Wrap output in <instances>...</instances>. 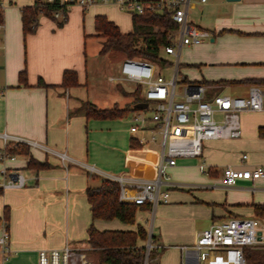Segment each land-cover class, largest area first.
Returning <instances> with one entry per match:
<instances>
[{"label":"crops","instance_id":"1","mask_svg":"<svg viewBox=\"0 0 264 264\" xmlns=\"http://www.w3.org/2000/svg\"><path fill=\"white\" fill-rule=\"evenodd\" d=\"M7 2L9 10L14 2ZM33 4L32 0L27 6ZM111 8L119 16L107 18L122 33H132L123 17L130 19L132 27L133 18ZM100 11V7L88 11L73 7L63 25L42 14L37 29L28 35L21 11L17 19L5 18L0 33V150L5 148L3 135H9L24 141L28 155L9 163L25 172V189L0 190V236L7 222L12 250L9 258L0 252V264H38L41 250L62 249L67 244L93 256L87 242L91 226L101 232H137L142 226L149 236L144 222L156 214V242L169 244L183 264L180 246L193 245L203 231L231 218H255L253 206L264 204V179L241 180L229 189L217 186L230 166L240 170L264 167V139L259 136L264 112H253L242 115L240 139L208 141L202 159L182 160L170 169L179 186L169 189V203L154 213L150 206L138 208L133 226L120 220H93L86 193L89 186L130 174L152 178L161 155L159 144H148L137 151L128 168L132 139L144 137L133 134L132 122L124 120L132 113L108 120L89 119L84 113L87 102L102 109L121 104L120 94L98 83L91 72L101 51L98 57L91 56L95 54L91 38L98 36L96 17L107 14ZM190 21L212 36L201 45L184 48L181 66L187 68L180 74L185 81L209 86L210 97L222 91L248 97L255 84L243 81L264 80V0L198 2L191 9ZM67 71L77 73L78 86H63ZM258 86L264 91V84ZM109 99L114 102L108 103ZM32 160L41 166H29ZM202 163L207 166L206 174L200 171ZM182 169L188 170L185 177L178 173ZM258 221L264 232V221Z\"/></svg>","mask_w":264,"mask_h":264},{"label":"built area","instance_id":"2","mask_svg":"<svg viewBox=\"0 0 264 264\" xmlns=\"http://www.w3.org/2000/svg\"><path fill=\"white\" fill-rule=\"evenodd\" d=\"M209 0H43L45 9L56 8L53 19L63 23L73 7L84 11L99 6L115 7L121 12L135 16L147 14H170L179 28L170 32L171 44L163 48L162 57L171 60L175 67L172 77L167 79L154 63L138 58L126 59L120 68L119 82L134 86L141 91L139 103H156L152 115L136 113L132 117L131 132L142 133L141 143L147 146L156 144L161 147L157 171L152 178L135 177L131 174L111 178L120 184V200L134 204L138 208L150 206L153 213L163 204L170 202V188L179 186L173 182L170 169L176 168L180 161L202 159L204 146L208 141L240 139L243 134L242 115L244 113L264 112V91L258 85L250 88L248 97H233L219 94L210 97V87L205 84L186 82L183 92L178 93L181 82L180 66L182 52L186 47L201 45L211 39V33L190 21L191 9L196 3ZM7 0H0V33L5 29V14L9 8ZM45 14L44 10L41 11ZM170 67V66H169ZM168 68V67H167ZM138 103V104H139ZM150 129L156 133L149 140L146 136ZM5 148L0 150V190L20 191L27 186L26 175L9 166L18 156L12 155L9 146L24 143L22 139L3 135ZM66 155L62 158L66 160ZM248 156L244 155L243 159ZM200 171L207 173L202 163ZM92 171H95L92 168ZM264 179V167L236 169L228 167L223 171L221 183L217 186L233 188L239 181L256 182ZM0 236V252L5 258L12 255L11 233L8 223L4 222ZM262 232V236H260ZM261 238V240H260ZM264 244V232L256 218H231L203 231L193 245H182L183 264H247L245 252ZM143 264H159L158 253L162 249L156 242L153 230L144 245ZM38 264H93L89 251L77 250L67 244L62 249L41 250Z\"/></svg>","mask_w":264,"mask_h":264},{"label":"trees","instance_id":"3","mask_svg":"<svg viewBox=\"0 0 264 264\" xmlns=\"http://www.w3.org/2000/svg\"><path fill=\"white\" fill-rule=\"evenodd\" d=\"M33 6L23 7L22 21L25 35L35 32L37 29L41 11L53 19L52 12L56 8L45 9L43 0H33ZM54 20V19H53ZM63 25V23H60ZM98 36L104 38V43L100 51V56L104 57L112 52L120 53L126 59L138 58L157 65L158 69L172 66L170 60L162 57L163 48L171 44L168 39L169 33L179 28L170 14H147L135 16L133 18V32L124 34L119 26L110 21L107 16L99 15L95 21ZM245 83L263 85L264 80H247ZM78 76L74 71H67L64 75L63 86H78ZM122 85V84H121ZM119 85V86H121ZM124 97L134 98L131 108H120L115 104L112 108L102 109L97 104L87 102L83 110L89 119H117L133 112L135 107L143 99L140 89L131 93L120 91ZM259 136L264 139V127L259 129ZM139 139L133 138L131 148L127 152V167L133 165L137 151L143 148ZM8 151L12 155H28V149L23 144L9 146ZM31 167L41 166L35 161L29 163ZM87 197L91 206L93 220H120L126 225L133 226L137 221L138 207L134 204L123 203L120 200V184L113 179H102L98 187L89 186ZM254 217L264 221V204L254 205ZM148 239V233L142 226L138 231H98L95 226L89 229L88 244L92 251L99 255L100 264H143L145 248L139 244ZM247 264H264V247L247 249L245 252Z\"/></svg>","mask_w":264,"mask_h":264},{"label":"rangeland","instance_id":"4","mask_svg":"<svg viewBox=\"0 0 264 264\" xmlns=\"http://www.w3.org/2000/svg\"><path fill=\"white\" fill-rule=\"evenodd\" d=\"M14 5L6 11L5 14V18L7 21H9L10 17L11 18H18V15L21 14V8L22 6H27L30 5L32 3V0H13ZM100 7V12H105L107 13L106 16H110L111 18H114L118 13L115 12L114 8L108 7V6H99ZM87 15L91 14V12H87ZM119 16V15H117ZM125 22H127L126 24H128L129 29L133 30L132 27V23L130 21L129 18H125ZM44 20V19H42ZM104 38L101 36H96L94 38H91V48L93 49V51H95V54L91 55L93 57H98L99 55V51L102 49L103 43H104ZM90 43V42H89ZM184 59L186 58V54L184 52L183 54ZM93 60V59H92ZM125 61V56L121 55L120 53L117 52H112L111 54H108L104 57L98 58L97 62L93 65L92 67V74L95 75L94 79H96L98 81V83H102L106 88H108L109 90L112 91V93H119L120 94V98H121V104H118V106L120 108H131L133 103H134V98H130V97H124L122 95V93L120 92L121 90H124L125 92L131 93L133 91H136L137 88L134 86H130V85H126V84H122L119 82H112L110 79L114 78V79H120V68L122 66V63ZM183 63V62H182ZM185 68H187L185 66V64L181 66V70L182 73H185ZM175 67L174 66H170L168 68H161L159 70V72L164 75L167 79L172 77V74L174 72ZM182 73L180 74V78H181V82L178 86V93L181 94L183 92V85L184 83H186L187 81H185V79L183 78ZM121 85V86H119ZM221 94H226V95H230V96H235L230 94L228 91H222ZM109 102H114V100L111 101V99H109ZM156 107V103L154 102H150V109L148 110H142V109H136L135 107H133V109L135 108V110L133 112H131V117L129 118H125L124 120L126 121H131L132 122V117L134 114L136 113H145L147 116H151L152 113L154 112ZM128 115V114H127ZM156 133V129H150L146 136L147 138L150 140L152 138V136ZM160 142V136H159V140L156 144H159ZM154 145V143H150V146L152 147ZM25 173V172H24ZM178 173L180 175V177H185L186 173H188V170L182 169V170H178ZM176 176V175H175ZM174 176V180H178L176 177ZM158 217L157 214L156 216H151L149 217L148 220H145V224L147 223L148 225V229H149V233L150 231L154 230V226H155V221L157 222ZM130 227V226H129ZM152 229V230H151ZM154 234V233H153ZM145 244H141V246H143ZM160 245V244H159ZM264 244L260 245L259 247H264ZM165 249H164V247ZM162 249L160 250V252L158 253L159 256H162V264H180V260L178 259L177 255L175 254V250L172 249L170 247L169 244L164 243L163 244ZM170 247V248H169ZM254 249V248H252ZM98 260H99V255L97 254H93V256L91 255V261L93 264H98Z\"/></svg>","mask_w":264,"mask_h":264},{"label":"water","instance_id":"5","mask_svg":"<svg viewBox=\"0 0 264 264\" xmlns=\"http://www.w3.org/2000/svg\"><path fill=\"white\" fill-rule=\"evenodd\" d=\"M227 1L228 2H239L241 0H227ZM135 108L136 109H142V110L147 109L148 108V103H139V104L136 105ZM259 235L262 236V232H260ZM260 240H261V238H260Z\"/></svg>","mask_w":264,"mask_h":264}]
</instances>
